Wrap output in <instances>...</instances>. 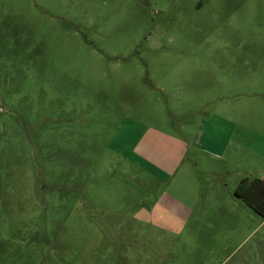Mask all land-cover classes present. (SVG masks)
I'll use <instances>...</instances> for the list:
<instances>
[{
    "label": "rangeland",
    "instance_id": "obj_1",
    "mask_svg": "<svg viewBox=\"0 0 264 264\" xmlns=\"http://www.w3.org/2000/svg\"><path fill=\"white\" fill-rule=\"evenodd\" d=\"M261 61L264 0H0V264H264L232 167L193 164L197 201L168 207L195 195L178 140L203 116L260 133Z\"/></svg>",
    "mask_w": 264,
    "mask_h": 264
},
{
    "label": "crops",
    "instance_id": "obj_2",
    "mask_svg": "<svg viewBox=\"0 0 264 264\" xmlns=\"http://www.w3.org/2000/svg\"><path fill=\"white\" fill-rule=\"evenodd\" d=\"M193 62L200 61L194 60ZM262 65L264 66V63ZM253 70V74L248 77V79H250V84L264 89V68L260 69L258 72L257 65H255ZM190 80L191 79L188 77H179L178 81L181 85H178L177 87L182 88L183 90L184 83L189 82ZM195 81L198 82L199 79L192 78L193 85L195 84ZM162 89H164V86L160 87V90ZM236 95L238 94L236 93ZM223 107H225L226 110L238 115L249 113L246 109H244V106L240 104ZM220 111L221 110L211 111L208 115L203 116L202 119H200L196 130L190 134L188 139L185 138L183 141L177 139L179 144L184 143L187 146V148H184L183 152L179 154L178 166L180 167V179L185 181L187 185L190 186V188L195 192V195L191 197H188L187 195H184L181 198L179 197L181 201L178 196H176V200L168 206L170 209L181 210L182 208L187 210L188 213V202L191 200L197 201L201 185L197 171L194 169L193 164L199 167L200 163L204 171L212 174V177H219L228 173L230 170L225 171V169H230V167H232L231 170L238 174L234 187L243 176H247V173H251L247 170H243L242 167L243 159H245L244 156H247L249 151L252 152V160H256L255 162H260L261 165L264 166V116H262L263 119L261 121H257L256 118V125L260 131V133H258L256 130L252 131L254 129L252 124H248L247 121H244L242 116H239V118H233ZM260 111L261 113H264V110ZM252 133H255L257 136L256 142L252 138ZM186 150L187 152L188 150L192 151L193 163H191L185 155ZM141 160L144 162V167L146 166L150 172L154 171V174L163 176L164 178L170 177L171 174L162 169L164 165L158 167L147 160L146 156H144ZM211 161L218 163L217 168L211 164ZM248 161L249 160L246 158L244 163ZM221 167L223 169H220ZM250 176L253 175L251 174ZM258 178L264 180V175Z\"/></svg>",
    "mask_w": 264,
    "mask_h": 264
},
{
    "label": "trees",
    "instance_id": "obj_3",
    "mask_svg": "<svg viewBox=\"0 0 264 264\" xmlns=\"http://www.w3.org/2000/svg\"><path fill=\"white\" fill-rule=\"evenodd\" d=\"M234 196L255 214L264 218V180L258 177L243 176L233 191Z\"/></svg>",
    "mask_w": 264,
    "mask_h": 264
}]
</instances>
